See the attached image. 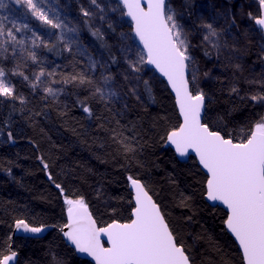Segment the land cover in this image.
Listing matches in <instances>:
<instances>
[{
  "label": "trees",
  "instance_id": "16d2710c",
  "mask_svg": "<svg viewBox=\"0 0 264 264\" xmlns=\"http://www.w3.org/2000/svg\"><path fill=\"white\" fill-rule=\"evenodd\" d=\"M196 1H185L191 16ZM228 1L235 4L238 0ZM69 2L78 7L75 0ZM82 19L85 35L93 38L112 63L115 58L117 66L120 58L113 43L103 36L106 45L102 44L92 35L93 25L85 24L86 20L91 24L89 18L82 15ZM126 27L132 29L131 24ZM114 29L110 30L117 36ZM195 32L200 35L197 28ZM199 43L202 62L216 63L214 49L202 40ZM50 47L46 50L51 55L61 53L60 43ZM247 51L250 62L259 55L255 42L248 44ZM229 63L230 73L202 87L207 98L204 122L239 139L264 115V106L243 96V90L255 81L263 84L264 77L247 69L237 82L234 65L239 63L235 59ZM4 68L15 96L23 102L0 97V252L7 255L13 246L18 264H93L79 257L62 235L66 199H83L101 226L128 221L134 207L129 186L132 177L141 180L159 203L193 264H245L242 251L225 227L227 211L206 200L207 174L194 156L181 161L167 145L169 131L181 122L168 87L155 88L148 83L146 102L131 97L128 108L123 109L94 97L90 86L76 82L68 86L69 99L64 103L33 91L24 79L12 74L10 61L4 62ZM80 73V69L75 71ZM233 86L238 93L231 91ZM259 87L264 93V86ZM85 106L91 115L84 111ZM18 220L55 228L41 238L13 237Z\"/></svg>",
  "mask_w": 264,
  "mask_h": 264
},
{
  "label": "snow or ice",
  "instance_id": "6c2138e0",
  "mask_svg": "<svg viewBox=\"0 0 264 264\" xmlns=\"http://www.w3.org/2000/svg\"><path fill=\"white\" fill-rule=\"evenodd\" d=\"M15 3L24 5L44 24L53 29H60L59 35L56 36L57 42H63L65 49L72 51V45L77 44L78 38L74 39L70 34L78 33V28L68 27L58 16L49 18L41 6L43 0H15ZM90 4L95 6V9L89 11L81 8L83 16L94 18L99 13V19L107 22L108 27L114 31L111 21H106L107 12L98 0H90ZM258 4L262 9L259 15H247L264 31V0H258ZM4 7V0H0V8ZM110 11H120L122 17L131 18L134 22V35L121 33V36L125 40H133L134 43L138 40L142 45V48L135 49L134 58L130 55L133 53L132 47L125 45L123 51L127 75L124 79L134 83L140 81L139 73L144 65L154 66L167 78L183 118L178 127L169 131L167 141L175 146L176 152L181 156H186L190 150L197 154L199 163L208 174L207 196L212 201H220L226 205L229 213L226 226L238 240L243 260L246 264H264V116L239 139L226 130H217L202 121V113L206 116V93L200 87L195 62L189 53V33L178 23L177 13L170 0H117V7L110 8ZM85 24L91 28L89 21L86 20ZM232 24H235V18ZM202 27L207 30L203 39L217 52L222 47L228 48L227 41L220 43V32L212 23H204ZM23 29L31 31L27 25H23ZM16 31H22V28L17 27ZM92 35L106 45L100 28L92 31ZM212 38H216L215 41ZM9 45L13 58L17 57L19 49V58L31 60L33 63H39L34 49L43 46L51 50L48 43L35 32L30 40L18 38L11 29L6 30L0 23V60L8 58ZM232 47L235 49L234 44ZM77 52L81 56L87 55V49H81L79 45ZM205 54L208 55L207 51ZM88 60L89 70L94 72L98 62L90 55ZM115 62L113 58V63ZM21 67L22 65L17 63L16 69L11 72L27 80L28 77L20 70ZM101 67L107 68V65ZM234 67L240 69L239 64ZM6 75L4 67L0 66V97L20 99L23 102L22 97L15 96L14 86L5 78ZM55 75V72H47L40 67L38 72L33 73L30 84L33 89L43 85V90L55 97L59 90L48 86L49 82L41 79ZM76 82L90 86L92 95L101 101L120 99L114 77L110 73L101 72L99 81L93 80L83 72L64 77L62 80L64 84ZM143 83L150 92L148 82ZM231 91L238 93L235 86ZM131 92L135 94L136 87H132ZM250 99L264 103V94L252 95ZM84 111L91 115L89 107L85 106ZM7 135L9 138L12 136L11 132ZM44 167L47 168L48 165L44 164ZM129 180L135 190V204L129 222L113 221L106 227L99 228L83 199H66L68 223L64 227L68 231L64 232V235L79 252L93 257L96 264H193L190 252L186 250L184 243L177 239L160 205L149 195L145 185L132 177H129ZM56 187L63 191L59 184ZM16 227L33 233L43 230L41 227H31L23 220L17 221ZM101 236L107 238L108 247L104 246ZM16 256L17 253L10 248L7 255L0 252V264H15Z\"/></svg>",
  "mask_w": 264,
  "mask_h": 264
},
{
  "label": "rangeland",
  "instance_id": "374dc122",
  "mask_svg": "<svg viewBox=\"0 0 264 264\" xmlns=\"http://www.w3.org/2000/svg\"><path fill=\"white\" fill-rule=\"evenodd\" d=\"M185 1L186 0H170V3L177 13L178 23L189 33V40L191 42L189 53L194 59L196 74L201 88L205 83L224 78L230 73L231 68L229 67V62L231 59L237 60L240 65V69L235 68L237 74L236 72L233 74V76L236 74L235 81L239 82L242 78L241 75L247 69H249L250 74L256 73V75H258L260 73L261 76L264 77V33L255 26L254 20L250 19L247 15L248 13H252L253 16L259 15L260 7L258 0H238L232 5H230L231 3L227 4L221 0H201L195 8L196 10L193 8L194 16L188 13L185 6L182 7V5L186 3ZM75 2L78 6L77 8H74L69 0H43L41 5L48 13L49 18L58 16L68 27H76L79 29L78 33L70 34L74 39L78 38L77 44L72 45L71 52L65 49L63 42H60L61 53L57 54V56L51 55L46 50V47L42 46L38 49H34L39 57V63H33L31 60H21L19 58V49H17V57L13 58L11 45H9L8 58L0 60V66L4 67V62L10 61L11 70H15L16 64L20 63L22 65L20 70L24 72V75L27 76L28 79H24L23 76H17L24 79L33 91L37 90L45 94L48 93L43 90V85L35 89L32 88L30 81L33 79V73L38 72L40 67H43L47 72H55L56 75L54 77L46 76L41 79L42 81H48V86L59 90L55 97L61 99L64 103L69 99L68 86L70 83L64 84L62 80L64 77L74 75L77 69L82 70L85 75L96 81H99L101 72H105V74L110 73L114 77V84L116 85L120 99L114 98L108 102L114 105H120L123 109L128 108L129 99L131 97H134L139 103L146 102V92L143 81H147L155 88L163 89L167 87L165 80L161 79L156 71L149 68L147 65H144L143 70L139 73L140 81L134 83L124 79V76L127 75V64L124 59L125 53L123 51L125 45H129L133 49V53L130 54L131 58H134L135 49L137 47L142 48V46H140L137 41L134 43L133 40H125L124 37L121 36V33L126 35L134 34L132 29L126 27L131 24L126 16L122 17L120 11H110V8L117 7V0H98V3H100L105 9V12H107L106 21H111L113 28H116L117 36L113 35L107 22L99 19V13L96 17L89 18L91 25H93L92 28L94 30L100 28L104 37L113 43V47H115L119 53L120 59L117 66L107 57L105 51L95 44L93 38L85 35L86 30L85 25H83L81 8L92 11L95 9V6L90 4V0H75ZM4 3L6 7L0 8V23L5 26L6 30L11 29L18 38H24L26 40H30L32 33L35 32L37 35L41 36L49 46L56 45V36L59 35L60 29H53L51 26L44 24L33 16L24 5L16 4L15 0H4ZM233 18H235V24H232ZM204 23L213 24L220 32V43L223 44L224 41H227L229 45L228 48L222 47L219 52H217L210 43L203 39L207 34V30L202 27ZM23 25H27L28 29H31V31L23 29ZM17 27L22 28V31L17 32ZM196 28L199 34L201 33L200 35H197L198 33L195 32ZM189 29H191V32L194 34L189 32ZM215 39L216 38H212L213 41H215ZM201 40L209 44V46L214 49L215 53L218 54L216 63L207 65L202 62L198 50L200 45L199 41L201 42ZM250 41L256 43L259 51L258 57L256 56L251 62L248 59L249 54H247V46L251 43ZM233 44L235 45V49L232 47ZM77 45H79L81 49H87V55H79L77 52ZM28 46L30 47V44ZM88 55L98 62L94 72L89 70ZM225 55L228 56V59L223 58ZM225 60L226 62H224ZM101 65H107V68L101 67ZM204 73H208L209 75L205 76ZM5 78L10 80L8 74ZM53 80L61 82L52 83L51 81ZM259 84L260 86H264V83L262 84L257 81L252 82L250 84V89L245 88L243 90V96H249L250 98L252 95L264 94ZM132 87H136L135 94L131 92ZM257 102L264 106V103L260 101ZM2 137L3 133L0 132V140H2Z\"/></svg>",
  "mask_w": 264,
  "mask_h": 264
},
{
  "label": "water",
  "instance_id": "95a60500",
  "mask_svg": "<svg viewBox=\"0 0 264 264\" xmlns=\"http://www.w3.org/2000/svg\"><path fill=\"white\" fill-rule=\"evenodd\" d=\"M261 11H262V9H261ZM127 17V16H126ZM127 19L129 20V22L131 23V25H132V29H133V27H134V22L131 20V18H129V17H127ZM257 26V25H256ZM258 27V26H257ZM259 28V27H258ZM263 33H264V31H263ZM134 34V33H133ZM137 42H138V40H137ZM139 43V42H138ZM140 46H142L141 44H140ZM149 68H151V69H154L155 71H156V73L160 76V78L161 79H163V80H165V82L167 83V87H168V89H169V91H171V93H172V95L174 96V99H175V102H176V98H175V93H174V91L171 89V86L169 85V83H168V81H167V78L166 77H164L163 76V74H161L160 72H159V70L158 69H156L154 66H152V65H147ZM206 100H207V98H206ZM205 100V109H206V105H207V101ZM176 105H177V103H176ZM177 109H178V113L180 114V112H179V108H178V105H177ZM180 117H181V122L180 123H182V116H181V114H180ZM204 117H205V114L204 113H202V121L204 122ZM167 145L169 146V147H171L174 151H175V154H176V157H178V159L179 160H181V161H184V162H187V161H189V158L191 157V156H194L195 157V159L198 161V164H199V166H200V168L203 170V171H205V173L207 174V170L206 169H204L203 168V166L199 163V157L197 156V154L195 153V152H192L191 150L189 151V153L186 155V156H181L178 152H176V150H175V146L174 145H171L168 141H167ZM207 177H208V174H207ZM133 179H136V178H133ZM139 180V179H138ZM142 184H143V182L141 181V180H139ZM129 186H130V189L133 191V197H135V190H134V188H133V186H132V184H131V181H130V184H129ZM145 188H146V190H148V188L146 187V185H145ZM149 191V190H148ZM206 200L208 201V203L210 204V205H219V206H221V207H223L224 209H225V211H227V213H228V209H227V207H226V205H223L220 201H212V200H210L209 198H208V196H207V188H206ZM149 195H151V193H150V191H149ZM152 196V195H151ZM152 198H153V200L154 201H156L155 200V198H154V196H152ZM76 200V199H75ZM156 203L157 204H159L157 201H156ZM86 205H87V207H88V211L91 213V215H92V218L96 221V226L97 227H99V228H102V227H106L107 225H105V226H101L100 225V223L99 222H97V220H96V218H95V216H94V214H93V211H91V209H90V206L87 204V203H85ZM134 204H135V199H134ZM161 208V207H160ZM161 211H162V213H163V210H162V208H161ZM229 214V213H228ZM167 220V219H166ZM19 221V220H18ZM24 221V220H23ZM116 221V220H115ZM25 223H27L26 221H24ZM120 223H125V222H129V220L128 221H119ZM167 222H168V220H167ZM68 223V215H67V209H66V224ZM112 223V222H111ZM28 224V223H27ZM65 224V225H66ZM29 226H31V227H37V226H33V225H30V224H28ZM64 225V226H65ZM170 225V224H169ZM15 228H14V232H13V234H12V236L13 237H18V236H23V237H30V236H32V237H40L41 238V236H45L49 231H51V230H53V228H55V226L53 225V226H51V225H47V226H41V228L43 229L41 232H39V233H33V232H27V231H24L23 230V228H17L16 227V223H15ZM225 227L227 228V226H226V223H225ZM228 229V228H227ZM66 231H68V229L67 228H65V227H63V231H61L62 232V235L64 236V239L67 241V243L70 245V246H72L74 249H75V251H76V253L78 254V256L79 257H81V258H84V259H87V260H90L93 264H96V261L94 260V258L93 257H91L90 255H88L87 253H82V252H79L76 248H75V245H73L72 243H71V241L64 235V232H66ZM228 231H229V233L231 234V236L233 237V239H235V241H236V243H237V245H238V248L240 249V251H242V249L240 248V246H239V242H238V240H236V238H235V236H234V234H232L231 232H230V230L228 229ZM101 240H102V242H104V246L105 247H108L109 245H108V243H107V238L106 237H104V236H101ZM10 249L12 250V251H15V249L13 248V246H11L10 247ZM16 252V251H15ZM17 253V252H16ZM7 254H9V253H7ZM18 258H19V255H18V253H17V256H16V260H15V264H18V262H19V260H18ZM245 262V261H244ZM10 264H12V262H10ZM245 264H246V262H245Z\"/></svg>",
  "mask_w": 264,
  "mask_h": 264
},
{
  "label": "flooded vegetation",
  "instance_id": "af4514ba",
  "mask_svg": "<svg viewBox=\"0 0 264 264\" xmlns=\"http://www.w3.org/2000/svg\"><path fill=\"white\" fill-rule=\"evenodd\" d=\"M222 2H225L227 4H229L228 0H221ZM201 2V0L196 1V4H194V9L198 6V4ZM185 6V3L182 5V7ZM260 7V6H259ZM186 8V6H185ZM196 10V9H195ZM260 12H261V8H260ZM255 23V22H254ZM256 26V25H255ZM257 27V26H256ZM259 29V28H258ZM201 34V33H200ZM198 35V34H197Z\"/></svg>",
  "mask_w": 264,
  "mask_h": 264
},
{
  "label": "bare ground",
  "instance_id": "6f19581e",
  "mask_svg": "<svg viewBox=\"0 0 264 264\" xmlns=\"http://www.w3.org/2000/svg\"><path fill=\"white\" fill-rule=\"evenodd\" d=\"M211 1V0H210ZM211 4V3H210ZM208 5V4H207ZM230 5H232V4H230ZM212 9V8H211ZM232 9H233V7H232ZM237 9V8H236ZM227 18V17H226ZM242 27V26H241ZM240 33V32H239ZM242 36V35H241ZM238 42V41H237ZM242 45V44H241ZM240 49V48H239ZM222 53V52H221ZM220 54V53H219ZM217 69V68H216ZM216 71V70H215Z\"/></svg>",
  "mask_w": 264,
  "mask_h": 264
}]
</instances>
